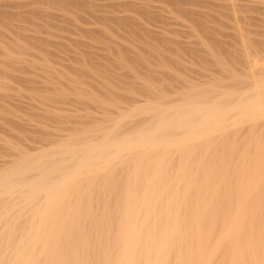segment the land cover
I'll return each mask as SVG.
<instances>
[{
	"label": "bare ground",
	"instance_id": "1",
	"mask_svg": "<svg viewBox=\"0 0 264 264\" xmlns=\"http://www.w3.org/2000/svg\"><path fill=\"white\" fill-rule=\"evenodd\" d=\"M166 1L189 15L194 27L216 43L211 25L199 19L197 9L192 12L198 16L192 17L191 10L183 8L186 0L182 6L180 0ZM76 3L0 0V73H10V68L3 69L5 63H41L43 57L37 53L34 59V51L13 50L30 46L21 45L22 38L43 41L44 47L50 40L48 44L60 47V40L41 37L44 32L37 35L34 28H28L32 37L26 36L27 18L41 10L38 5H46L45 12L46 7L81 5ZM217 3L225 10L219 16L228 19L220 21V17L218 23L233 30L232 42L240 51L228 50L221 40L219 44L225 46L220 45V52L228 58L232 52L239 54L241 60L235 57V62L241 61V68H229L216 85L193 88L192 94L173 103L136 101L111 123L106 119L110 124L103 118L105 127L92 129L97 135L87 131L91 133L87 137L84 129L83 136L62 134L34 152L0 160V264H264V46H256L264 44L251 36L247 14H240L242 8L264 11V0ZM147 5L146 12L151 7ZM72 40L80 46L81 41ZM135 116L148 118L135 124L137 119H129ZM120 169L126 170L121 171L125 176L121 188L114 181ZM96 183L98 194L93 189ZM93 195L102 203H93Z\"/></svg>",
	"mask_w": 264,
	"mask_h": 264
},
{
	"label": "rangeland",
	"instance_id": "2",
	"mask_svg": "<svg viewBox=\"0 0 264 264\" xmlns=\"http://www.w3.org/2000/svg\"><path fill=\"white\" fill-rule=\"evenodd\" d=\"M77 1L81 4L77 7L68 6L69 8H67L65 6H56L57 8L55 7V10L53 7V10H51V8L47 9L46 7L47 13L52 11L50 16L47 13L45 14L46 10L43 12L46 5H38L41 10H38V12H36L37 14L34 12L30 13V15H33H29L27 18L29 20H27L28 23H26V30H28V28L33 30L32 28H34L35 32H38L36 33L37 35L41 34L39 31H43L44 33H42L44 35H40L41 37L46 34L45 38L51 36L52 42L60 40L58 43H60L62 47L60 44V47H57V44L53 45L54 43L48 44L51 43L49 40L50 42L48 41L47 45L50 46L47 47V45H45L47 47V49H45L46 47L42 45L43 41L39 42L38 45L31 38H29L28 41H24V38H22L20 39L21 45L25 42L26 44L29 42L28 44L31 46L32 42V48H30V46L27 47V45V48L25 47L26 49L13 47V50H16L15 52L17 53L24 52L22 54H25L27 49L26 54L34 51V53H31V55H35L34 59H36L37 56L40 58L43 57L41 58V63L37 62L38 64L35 63L34 65L33 63L32 65L29 61H26L28 64H21V62H19V64L12 63L11 65V63H7L8 65H6L5 63L2 65L3 69H7L8 72V68H10V73H7V75L0 73V160H7L8 157V160L10 158L12 159V156H17L23 152H34V149L56 142L62 134H74L75 137H77V134L83 136V131L92 133L94 126L95 130L99 131L97 127L103 126L108 119L109 122L112 121L113 119L111 118L118 117L120 112L123 114V112L128 111L126 108L130 109L131 104H134V102L135 105L137 103L140 104L147 98L152 100L151 103H157L158 101V103L160 102L163 104L165 102L169 104L168 101L171 103L173 100H175L173 102H176V100L182 98V95L192 94V91H194L193 88H201L203 90V88L207 85L209 86L211 82V85H216L217 81L221 79V75H223V77L226 76L224 74L227 72L225 73L224 71L229 70V68L237 69L239 66L240 68L242 67V65H240L242 64L241 61L240 63L238 62L239 64L235 62L237 60L235 57H238L239 60L241 59L239 58L240 55L237 54L240 53L239 48H236L239 45L237 46V42H232L233 38L231 35L233 34V30H231L228 25L226 26L225 24L218 23L220 17V21L227 22L228 20L224 16H219V12H225L224 8L221 9V7H218L219 4L217 2H219V0H186V4L181 2L184 0H180V3H182L181 6L185 4L183 8L186 11H188V9L191 10L188 12L194 14L193 16L191 15L192 17L199 12L198 15L200 14V18H198L201 20L204 19V22L211 25H209L211 27L210 35L216 38L214 40H217L216 43H212L211 40L208 39L209 37L207 38L202 31L194 27L190 18H187L190 17L189 15L184 16L183 12L177 11L175 7L169 3H165L167 2L166 0H164L165 2L163 0ZM82 2L84 5H82ZM221 2L223 3V1H220V4ZM209 3L215 5L211 6ZM238 3L240 4V2ZM146 5L147 7L151 6L149 9L146 7L150 12L145 11ZM160 6L163 9H159ZM151 8L153 10H151ZM243 9L244 8L240 9V14L241 12L242 15L247 14L245 16L251 19L248 21L251 25L248 24V26H250V30L252 28L251 31L255 34L252 33L251 36L257 43L259 41V43L261 42V44H264V40H262L264 39V28L261 29L262 25H264V22H261L264 21V11L256 10L255 12V10H253L251 12L248 8H245L246 11L245 9L243 11ZM195 10L198 12H192ZM159 11L164 17L161 16ZM142 12H146L148 15ZM165 12L168 15L164 14ZM52 13H57V17L55 16V18V14L52 15ZM156 13L160 16H156L158 15ZM61 15L63 19H60ZM120 15L123 16L120 17ZM104 16L105 18H103ZM169 16L174 17L170 18ZM252 16H254V21ZM132 17L133 19L131 21ZM165 17L168 20L171 19L172 21L169 20L171 23L166 20ZM120 18L124 20L122 21ZM128 20L131 22L129 25ZM49 21H51V23H49ZM30 22L33 23L31 24L33 27L29 25ZM88 28L89 30H91L90 28L93 29L91 31L92 33L87 30ZM157 30L158 32H155ZM159 30L162 32L161 34ZM20 31L22 33L26 32ZM45 31H50L51 35ZM83 31H86V33ZM213 31L218 33L215 34ZM21 32H18V35H20ZM29 32L28 30V35L25 33L26 36L32 37V31L30 35ZM15 34H17V32ZM15 34L14 36L16 37ZM25 34L22 35L25 36ZM215 35L217 37H215ZM33 37L36 38L38 36ZM65 38L67 41H65ZM72 38L74 41H81L80 44L77 42L80 46H77L75 42H73L74 44L70 43L73 41ZM221 40L224 41L220 43L227 45L219 44L218 41ZM217 42L219 46L216 45ZM36 44L38 45L37 47ZM207 45L209 47H207ZM220 45L225 46V48L227 47V49L231 51H237L238 49V52H235L238 56H236L235 53L233 54L234 51L232 52V56L235 60L233 57L231 58V55L230 58H228L229 56L225 57V55H222L220 52ZM256 46L262 48L264 45ZM84 50L87 52L85 55ZM42 52H44V54ZM29 55H25L24 57L30 60L33 57L31 58ZM40 58H38L37 61H40ZM231 59L234 60L236 67L232 64ZM32 61L33 59L31 62ZM13 64L16 65L15 69H13ZM222 66L226 68L224 67L223 69ZM17 67L21 70H17ZM197 84L200 86H197ZM202 84H204L203 87L201 86ZM176 89L182 91L180 92L181 94L178 93ZM172 92L173 94L177 92L179 98L173 95ZM115 93L118 94V97L114 96H117ZM166 94L168 96H166ZM136 101L138 102L136 103ZM147 101L148 99L145 102ZM102 104L106 105L102 107ZM138 118L135 116L133 120L131 118L129 119L131 121H136L137 119L135 122L136 124L138 121H144L148 117L138 116ZM140 118L144 120H140ZM131 121H127L126 119L128 124H130ZM109 122L107 121V124ZM128 124L125 125L127 126ZM125 125H123V127ZM107 126L108 125H106V127ZM126 126L124 128H126ZM121 129L122 127L120 130ZM121 131L123 132L125 129ZM89 132L86 133L87 137L91 134H89ZM95 134L96 133H94V135ZM206 159L208 158H205V163L208 162ZM121 171L125 172L126 170L120 169V172H115V174L119 175L118 178H121L120 182L117 179L118 175H115L116 178L114 179V181H117L120 188L123 186L125 178L124 172L122 174ZM98 184H93L94 188H92L94 191L95 187H97L96 191H98ZM100 184L103 185L101 181ZM117 184H114L116 188ZM96 194H98V192H96ZM93 196L96 197V201L94 200L95 202L93 203H102L99 196L98 199L96 195Z\"/></svg>",
	"mask_w": 264,
	"mask_h": 264
}]
</instances>
